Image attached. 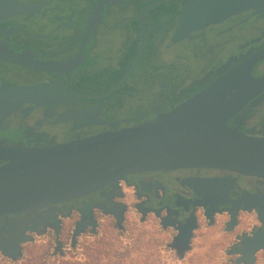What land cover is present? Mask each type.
<instances>
[{"label":"flooded vegetation","instance_id":"af4514ba","mask_svg":"<svg viewBox=\"0 0 264 264\" xmlns=\"http://www.w3.org/2000/svg\"><path fill=\"white\" fill-rule=\"evenodd\" d=\"M187 1L0 0V87L53 85L51 92L58 95L54 103H27L1 116L0 143L48 147L104 133L110 125L144 123L180 107L264 51V11L233 16L178 39ZM9 57L75 66L65 75L15 64ZM249 71L255 79L264 77V58ZM66 113H90L91 118L57 123ZM227 126L264 138V89ZM129 218L130 225L149 222L167 234L177 253L185 248L174 247L177 237L193 223L190 247L197 232L214 230L233 241V253L264 231V179L214 169L128 175L87 197L9 216L8 226L0 218V248L28 244L38 234L56 242L57 228L64 246L73 242L79 224L85 225L82 234H96L102 223L124 232ZM26 244L20 245L22 251ZM0 255L8 258L1 249ZM260 258L264 261L263 249L255 254V264Z\"/></svg>","mask_w":264,"mask_h":264},{"label":"water","instance_id":"95a60500","mask_svg":"<svg viewBox=\"0 0 264 264\" xmlns=\"http://www.w3.org/2000/svg\"><path fill=\"white\" fill-rule=\"evenodd\" d=\"M250 11H254V15L263 12L264 0H188L177 38ZM262 58L264 51L180 107L135 126L113 129L110 125L104 133L48 147L0 143V162H3L0 165V218H6L5 226L10 225L9 216L34 213L87 197L136 173L214 169L264 179V138L251 137L227 126L228 120L243 104L264 89V77L255 79L249 71ZM7 59L32 69L65 75L75 66V62L51 65L26 62L18 57ZM242 86L248 90L233 94L234 88ZM53 90V85L1 86L0 117L21 111L27 103H54L58 95L51 92ZM89 118L90 113H66L57 123ZM83 127L76 125L74 128ZM120 222L118 218V224ZM195 227L193 223L174 243V247L185 245L181 256L191 249L189 244ZM84 231L85 225L79 224L73 236L74 245ZM56 234V252L63 254L59 228ZM27 242H16L13 249H0L10 260L18 261L23 254L20 245ZM261 249L264 250V231L259 230L247 239L244 248L233 252L242 256L236 264L243 261L255 264V254Z\"/></svg>","mask_w":264,"mask_h":264},{"label":"rangeland","instance_id":"374dc122","mask_svg":"<svg viewBox=\"0 0 264 264\" xmlns=\"http://www.w3.org/2000/svg\"><path fill=\"white\" fill-rule=\"evenodd\" d=\"M132 218V217H131ZM129 218L124 232L105 223L96 234H81L77 244L69 241L63 254L55 256L57 242L50 235L38 234L24 246L18 261L0 255V264H24L30 258H39L49 252L51 263L59 260L84 264L90 257L99 264H236V255L230 253L231 243L226 235L214 230L199 231L191 249L184 256L172 249L171 238L151 223L136 225ZM131 222V223H130ZM66 243V242H64ZM240 256V255H239ZM256 264H264L262 258Z\"/></svg>","mask_w":264,"mask_h":264},{"label":"trees","instance_id":"16d2710c","mask_svg":"<svg viewBox=\"0 0 264 264\" xmlns=\"http://www.w3.org/2000/svg\"><path fill=\"white\" fill-rule=\"evenodd\" d=\"M49 252L44 253L41 257L39 258H30L27 261H25L24 264H82L78 262H72V261H64V260H59L58 262L51 263L49 259ZM55 256H61L59 252L54 254ZM84 264H99L98 260H96L94 257H90L89 261L85 262Z\"/></svg>","mask_w":264,"mask_h":264}]
</instances>
